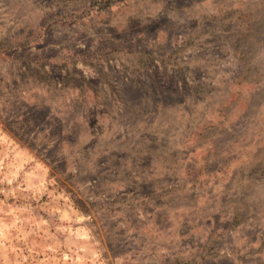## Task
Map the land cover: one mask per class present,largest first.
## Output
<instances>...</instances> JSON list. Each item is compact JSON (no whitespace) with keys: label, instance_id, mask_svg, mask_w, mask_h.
<instances>
[{"label":"rangeland","instance_id":"obj_1","mask_svg":"<svg viewBox=\"0 0 264 264\" xmlns=\"http://www.w3.org/2000/svg\"><path fill=\"white\" fill-rule=\"evenodd\" d=\"M0 264H264V0H0Z\"/></svg>","mask_w":264,"mask_h":264},{"label":"trees","instance_id":"obj_2","mask_svg":"<svg viewBox=\"0 0 264 264\" xmlns=\"http://www.w3.org/2000/svg\"><path fill=\"white\" fill-rule=\"evenodd\" d=\"M108 6V5H106ZM191 64V63H189ZM178 70L176 71V77L180 78V76L184 75V73L186 72V70L181 66V64H178ZM182 67V68H181Z\"/></svg>","mask_w":264,"mask_h":264}]
</instances>
